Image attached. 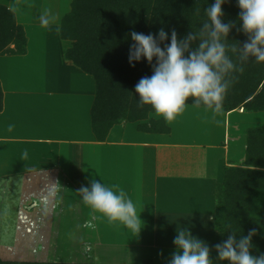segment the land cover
<instances>
[{
	"label": "crops",
	"instance_id": "0c3cea01",
	"mask_svg": "<svg viewBox=\"0 0 264 264\" xmlns=\"http://www.w3.org/2000/svg\"><path fill=\"white\" fill-rule=\"evenodd\" d=\"M11 2L0 5L14 13L27 42L25 54L0 56V228L11 223L17 239L19 230L26 231L23 244L31 243L35 229L48 228L49 252L66 246L70 237L75 245H93L98 263L147 264L151 259L150 264H169L179 226L209 246L213 264H227L218 260L215 249L223 242L214 230L216 191L225 170L242 163L237 160L246 134H239L247 130L241 131L240 118L231 124L235 112L223 111V132L213 140L209 130L200 137L191 125L178 136L180 128L154 117V112L148 119H163L168 134L140 132L138 123L122 122L110 129L105 142H97L90 125L94 81L65 60L70 43L59 37L60 21L70 3L65 11L59 3L51 22L43 16L38 19L40 36L48 37L32 44L27 27L35 24L27 17L21 20ZM43 23H51L53 32ZM24 150L26 159L21 158ZM93 179L127 191L144 222L138 235L84 204L79 190ZM36 223L45 225L37 228ZM115 229L124 231L116 234ZM143 230H149V236ZM1 246L0 242V252L10 249ZM6 256L0 260L28 262L14 254Z\"/></svg>",
	"mask_w": 264,
	"mask_h": 264
},
{
	"label": "trees",
	"instance_id": "16d2710c",
	"mask_svg": "<svg viewBox=\"0 0 264 264\" xmlns=\"http://www.w3.org/2000/svg\"><path fill=\"white\" fill-rule=\"evenodd\" d=\"M214 0H72L70 10L60 21L59 37L70 43L65 51L66 61L89 75L95 84L94 100L90 109L91 131L97 142H105L110 129L122 122L138 123L137 130L149 134H168L163 119L149 120L155 111L150 105L139 106L135 85L144 76L152 75L146 59L129 65L130 33H157L164 28L170 43L172 30L178 39L190 32H199L207 19L204 10ZM223 22H234L228 41L243 43L248 36L239 31L240 9L237 0L223 5ZM24 30L16 23L14 13L0 5V56L23 55L26 52ZM159 43V41H158ZM199 39L192 41L195 48ZM13 46V48H11ZM254 58H250L252 60ZM155 58L153 64H155ZM236 79L223 102L224 112L242 110L243 113L264 112V62L249 61L244 72L235 73ZM137 98V99H136ZM188 106L193 105L189 98ZM2 92L0 88V111ZM144 122V123H141ZM253 255L264 253V125L246 131L244 160L239 167H229L216 191L214 230L223 235H248L251 230ZM0 264H66L54 262L1 261ZM84 264V263H75ZM85 264H95L88 262Z\"/></svg>",
	"mask_w": 264,
	"mask_h": 264
},
{
	"label": "clouds",
	"instance_id": "9594fccd",
	"mask_svg": "<svg viewBox=\"0 0 264 264\" xmlns=\"http://www.w3.org/2000/svg\"><path fill=\"white\" fill-rule=\"evenodd\" d=\"M208 0H206V3ZM227 0H214L204 10L206 20L199 32H190L184 39L172 30L170 43L162 48L160 44L169 40V34L162 27L157 33L131 32L133 43L129 46L128 62L135 67L136 62L146 59L152 66V75L142 77L135 85L139 106L150 105L152 110L165 121L174 120L188 106H203L213 116L223 114V102L236 79L235 73H243L249 61L264 62V0H237L240 9L239 31L248 36L242 47L239 42H229L227 37L234 22H223V5ZM199 39L197 47L191 43ZM159 41V43H158ZM155 58V64L153 59ZM250 58H254L250 60ZM28 157L24 150L22 159ZM84 204L107 217L110 222H119L134 235H138L144 222L137 213V204L127 191L118 184L105 185L93 179L90 186L81 187ZM230 232L227 239L215 246L219 261L227 264H264V253L253 255L254 246L251 230L248 235ZM176 251L169 264H213L209 246L193 237L185 228L177 227L173 240Z\"/></svg>",
	"mask_w": 264,
	"mask_h": 264
},
{
	"label": "rangeland",
	"instance_id": "374dc122",
	"mask_svg": "<svg viewBox=\"0 0 264 264\" xmlns=\"http://www.w3.org/2000/svg\"><path fill=\"white\" fill-rule=\"evenodd\" d=\"M8 0H0V3H3ZM12 1L11 5L13 6V11H15L16 15L20 17V19H25L27 17V20L30 24H35V26H28L32 32L30 35L31 43L34 44L35 41L41 42V40H44L48 37L46 33H43L42 36H40L42 33L39 30L40 27H38L36 24L38 22V19L43 16V19L46 18L49 20V22L52 21L55 9L59 8L61 3V11H65L66 7L69 6L70 0H9ZM50 1V3H49ZM53 1V3H52ZM67 3H65V2ZM50 11L51 14H47L46 11ZM44 13V15H42ZM30 16H27V15ZM52 15V16H51ZM50 24V25H48ZM43 25L48 26L50 29V32L53 30V26L51 23H43ZM45 30L47 28L41 27ZM48 29V30H49ZM47 32V31H46ZM53 32V31H52ZM42 43V42H41ZM55 69H59L55 67ZM61 75V74H60ZM60 77V76H59ZM91 78V77H90ZM238 112H242V110L235 111V114L230 116L231 124H233L237 119L240 118L241 121V131L244 129L247 130L249 127L256 126L259 124L264 123V112L259 113H243L246 116H238ZM154 117H160L157 113H154ZM223 115L219 116H213L210 110L206 108H197V107H186L185 110L179 114L174 120H171L172 123H174L172 126H176L180 129L176 130L178 136L181 135V132H183L181 129L187 126L196 127L195 132L202 136L206 131H210V136H213V140L218 139L217 137H221V134L224 129V121H223ZM244 118V120L242 119ZM228 121V120H227ZM264 125V124H263ZM244 126V127H243ZM247 126V127H246ZM187 134V133H186ZM246 134L245 132H241L239 136ZM191 140L194 139L196 142H200L201 139H198L197 137L190 136ZM204 139V138H203ZM189 140V138L186 140V142ZM246 147V146H245ZM245 155V148H243L242 155L239 154L238 157H240V160H237V163H241L244 160ZM243 158V159H242ZM43 215V214H41ZM37 228H40V226H44L45 224L42 223L41 225L37 224ZM106 233V229H103ZM46 231V232H45ZM48 228H43V230L40 231V229H35L33 231V236H30V242L26 243V238L28 235L26 234V231L19 230L18 239L16 238L17 229L12 227L11 223H5L3 224V227L0 228V234H1V247H10V249L7 250V252H0V257H7L6 255H15L16 258L28 261V262H47V260H51L50 262L54 263H66V264H75V263H88V262H94L95 264H103L98 263L95 261V248L93 245L89 243L79 244L75 245L73 239L70 237L65 242L66 246L58 245L56 249L53 248V253L49 252L50 245V234H49ZM93 231V230H92ZM124 230H118L115 229L114 232L116 234L123 233ZM45 232V233H44ZM149 230H143V234L145 233V236H149ZM217 233V232H216ZM49 234V235H48ZM220 234L222 237L223 235ZM54 236V235H53ZM112 237V236H110ZM17 239V240H16ZM74 239H78L77 236L74 237ZM109 239V238H108ZM105 242H107L105 240ZM15 243L16 247L14 250V253H12L11 249L15 246L13 244ZM13 246V247H12ZM47 248V250L45 249ZM60 249V250H59ZM57 250V251H56ZM52 254V255H51ZM50 257V258H49ZM48 260V261H49ZM147 264L151 263V259L146 260Z\"/></svg>",
	"mask_w": 264,
	"mask_h": 264
},
{
	"label": "snow or ice",
	"instance_id": "6c2138e0",
	"mask_svg": "<svg viewBox=\"0 0 264 264\" xmlns=\"http://www.w3.org/2000/svg\"><path fill=\"white\" fill-rule=\"evenodd\" d=\"M29 231H30V229H29Z\"/></svg>",
	"mask_w": 264,
	"mask_h": 264
}]
</instances>
